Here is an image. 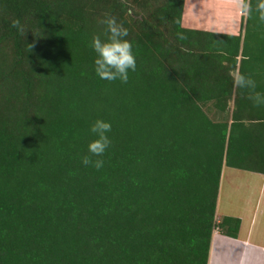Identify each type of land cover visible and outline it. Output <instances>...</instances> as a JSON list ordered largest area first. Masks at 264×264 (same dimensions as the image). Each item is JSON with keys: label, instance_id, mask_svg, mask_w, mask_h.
Masks as SVG:
<instances>
[{"label": "trees", "instance_id": "1", "mask_svg": "<svg viewBox=\"0 0 264 264\" xmlns=\"http://www.w3.org/2000/svg\"><path fill=\"white\" fill-rule=\"evenodd\" d=\"M184 1L0 0V264H207L215 228L237 236L215 220L221 169L264 174V105L229 72L264 95V22L252 0L237 35L186 28ZM106 13L127 83L94 71ZM96 119L99 170L81 163Z\"/></svg>", "mask_w": 264, "mask_h": 264}, {"label": "crops", "instance_id": "2", "mask_svg": "<svg viewBox=\"0 0 264 264\" xmlns=\"http://www.w3.org/2000/svg\"><path fill=\"white\" fill-rule=\"evenodd\" d=\"M244 19L232 0H185L181 24L237 35ZM215 214L236 217L240 226L236 237L212 232L207 264H264V174L223 165Z\"/></svg>", "mask_w": 264, "mask_h": 264}, {"label": "clouds", "instance_id": "3", "mask_svg": "<svg viewBox=\"0 0 264 264\" xmlns=\"http://www.w3.org/2000/svg\"><path fill=\"white\" fill-rule=\"evenodd\" d=\"M238 14L242 18H250L253 12L252 0H232ZM259 14V20L264 22V0H257L255 6ZM100 23L106 26V38L101 39L96 35L92 37L91 47L96 53L94 60V71L99 78L113 82L119 80L127 83L129 71L136 70V59L132 52V44L126 37L129 35L128 30L117 23L115 17L105 14ZM11 25L20 35H23L25 28L21 21L16 18L11 21ZM177 39L185 40L187 37L182 33H177ZM31 45H28L31 50ZM233 85L237 89H245L248 92V99L254 105H264V95L256 91V81L249 76L242 74L239 69L229 72ZM90 132L93 134L92 139L87 145V153L82 156L81 163L85 166H91L97 170L104 166L103 156L109 148L111 141L108 133L111 131V124L102 119H96L90 125Z\"/></svg>", "mask_w": 264, "mask_h": 264}, {"label": "rangeland", "instance_id": "4", "mask_svg": "<svg viewBox=\"0 0 264 264\" xmlns=\"http://www.w3.org/2000/svg\"><path fill=\"white\" fill-rule=\"evenodd\" d=\"M215 220H216V221L218 220V219L216 218V216H215ZM216 230H217V228H215V229L213 230V232L216 231Z\"/></svg>", "mask_w": 264, "mask_h": 264}]
</instances>
